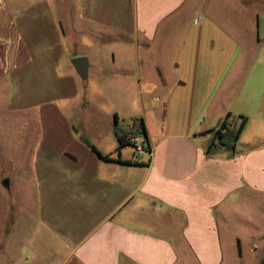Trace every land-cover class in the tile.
I'll return each mask as SVG.
<instances>
[{"label": "crops", "instance_id": "1", "mask_svg": "<svg viewBox=\"0 0 264 264\" xmlns=\"http://www.w3.org/2000/svg\"><path fill=\"white\" fill-rule=\"evenodd\" d=\"M19 1L0 0V136L13 166L15 136L27 145L31 197L3 219L5 263L242 264L246 249L257 264L264 135L206 144L226 113L264 123L244 50L264 41V0Z\"/></svg>", "mask_w": 264, "mask_h": 264}, {"label": "rangeland", "instance_id": "2", "mask_svg": "<svg viewBox=\"0 0 264 264\" xmlns=\"http://www.w3.org/2000/svg\"><path fill=\"white\" fill-rule=\"evenodd\" d=\"M22 2H25L26 0H21ZM19 1L20 3H22ZM264 6L263 4L260 5ZM261 14L264 12L261 10L259 11ZM260 36L264 38V26L260 27ZM231 43H228V55H230V50H233V47L230 45ZM244 50L253 51V54H256L255 58L246 59L245 62H248L247 60H251L248 64L252 67V73H251V80L252 77H256L255 81L256 83L253 85L255 90V98H260V89L264 83V41L261 43H250L249 46L245 47ZM234 58V57H233ZM232 61V57L230 59L229 57V64ZM236 124L240 122V118L238 115H236ZM264 123H261L257 121L253 116L248 119V121H244L240 133L237 139V147H241L242 142H256V140L260 139L264 135V128L262 127ZM16 130H20V127L15 125V132ZM17 140L20 141V148H17ZM26 141V140H25ZM7 138H2L0 136V176L2 178L7 177L10 180L9 188L6 189L0 185V239L3 235L2 233V227H3V219L6 216V213L8 212V209L12 205L14 207L13 214L15 216V203L16 204H23L25 208L29 207L30 202V192L28 191L25 183H24V173L22 171V166L24 165V162H26L27 154H26V147L27 145L24 144L22 146V139L15 136V166H13L9 161L8 157L10 154H8L7 146H6ZM26 143V142H25ZM17 161V163H16ZM23 206V207H24ZM26 208V209H27ZM15 243V242H14ZM6 257H2L0 255V264H6L5 263ZM250 256L246 249L242 250V258L241 263L242 264H250Z\"/></svg>", "mask_w": 264, "mask_h": 264}, {"label": "trees", "instance_id": "3", "mask_svg": "<svg viewBox=\"0 0 264 264\" xmlns=\"http://www.w3.org/2000/svg\"><path fill=\"white\" fill-rule=\"evenodd\" d=\"M236 115L226 113L211 130L210 138L206 144L207 152H213L217 148H221L231 154V147L235 145L238 138L239 131L245 121V117L238 115L240 122L236 124ZM117 136V148L127 144L124 133L116 131ZM87 143V142H86ZM87 145L95 152V154L103 160H112L105 154H101L93 145L87 143ZM118 161V160H117ZM123 163L130 162L129 160L121 161Z\"/></svg>", "mask_w": 264, "mask_h": 264}, {"label": "water", "instance_id": "4", "mask_svg": "<svg viewBox=\"0 0 264 264\" xmlns=\"http://www.w3.org/2000/svg\"><path fill=\"white\" fill-rule=\"evenodd\" d=\"M69 62L73 66L75 72L80 78L86 77V69H87V58L85 56H75L69 59ZM234 145L231 147V151H233ZM3 185L7 186V179H2ZM257 264H264V251L262 256L259 258Z\"/></svg>", "mask_w": 264, "mask_h": 264}, {"label": "built area", "instance_id": "5", "mask_svg": "<svg viewBox=\"0 0 264 264\" xmlns=\"http://www.w3.org/2000/svg\"><path fill=\"white\" fill-rule=\"evenodd\" d=\"M125 140L128 144L132 145L137 151L142 150L144 147V140L140 132L128 131L125 134Z\"/></svg>", "mask_w": 264, "mask_h": 264}]
</instances>
